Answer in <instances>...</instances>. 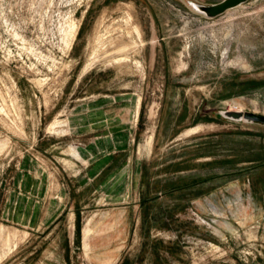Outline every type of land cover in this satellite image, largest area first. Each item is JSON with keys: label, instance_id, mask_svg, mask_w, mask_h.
<instances>
[{"label": "rangeland", "instance_id": "rangeland-1", "mask_svg": "<svg viewBox=\"0 0 264 264\" xmlns=\"http://www.w3.org/2000/svg\"><path fill=\"white\" fill-rule=\"evenodd\" d=\"M220 1L0 0V264H264V126L221 115H264V0Z\"/></svg>", "mask_w": 264, "mask_h": 264}, {"label": "water", "instance_id": "water-1", "mask_svg": "<svg viewBox=\"0 0 264 264\" xmlns=\"http://www.w3.org/2000/svg\"><path fill=\"white\" fill-rule=\"evenodd\" d=\"M248 1L249 0H222L218 3L210 5L191 3V6L197 13L201 14L205 18L212 19ZM221 115L232 120H241L245 122L257 123L264 126V115L261 114H254L252 112L243 111H227L223 112Z\"/></svg>", "mask_w": 264, "mask_h": 264}, {"label": "trees", "instance_id": "trees-1", "mask_svg": "<svg viewBox=\"0 0 264 264\" xmlns=\"http://www.w3.org/2000/svg\"><path fill=\"white\" fill-rule=\"evenodd\" d=\"M120 264H131V262L128 259H124Z\"/></svg>", "mask_w": 264, "mask_h": 264}, {"label": "bare ground", "instance_id": "bare-ground-1", "mask_svg": "<svg viewBox=\"0 0 264 264\" xmlns=\"http://www.w3.org/2000/svg\"><path fill=\"white\" fill-rule=\"evenodd\" d=\"M134 44H135V43H134ZM230 107H231V106H230ZM233 107H234V106H233ZM233 109H234V108H233ZM151 141H152V137L150 138L149 143H148L150 147H151V145H150ZM85 228L87 229V227H85ZM85 228H84V229H85ZM88 231H89V230H88ZM88 231H87V232H88ZM84 232H86V231H84ZM84 232H83V233H84ZM84 234H85V233H84ZM84 236H85V235H84ZM84 242H85V241H84ZM83 244H84V243H83ZM83 246H84V245H83ZM86 247H87V246H86Z\"/></svg>", "mask_w": 264, "mask_h": 264}]
</instances>
